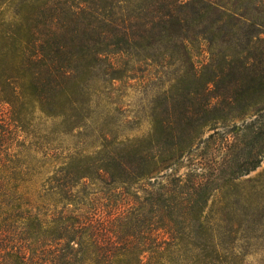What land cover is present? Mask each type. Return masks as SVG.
Listing matches in <instances>:
<instances>
[{"label": "trees", "instance_id": "trees-1", "mask_svg": "<svg viewBox=\"0 0 264 264\" xmlns=\"http://www.w3.org/2000/svg\"><path fill=\"white\" fill-rule=\"evenodd\" d=\"M189 46L208 61L197 67ZM114 55L175 68L149 133L39 160L28 171L53 210L24 208L11 180L27 171L6 150L37 113L78 117ZM5 106L0 264H264V241L240 235L229 198L264 161V0H0Z\"/></svg>", "mask_w": 264, "mask_h": 264}, {"label": "rangeland", "instance_id": "rangeland-1", "mask_svg": "<svg viewBox=\"0 0 264 264\" xmlns=\"http://www.w3.org/2000/svg\"><path fill=\"white\" fill-rule=\"evenodd\" d=\"M189 52L197 67L208 61L207 52L200 50L199 46H189ZM109 61L110 65L122 71L124 77L110 80L107 71L109 64L95 70L85 89L88 104L78 117L49 119L37 113L32 123H27L26 127L17 133L15 142L6 150V154L11 159H16L19 166L27 171L19 175L16 181L11 180L24 208L39 211L41 215H50L53 210L51 206L39 200L38 192L41 186L28 171L35 167L39 160L51 159L53 156L63 160L79 153L90 154L99 150L105 139L142 137L149 133L150 107L162 90H169L174 86L175 68L173 65L161 68L158 64L153 66L154 63L144 66L125 55H114ZM0 110L6 113L7 119L9 108L5 106ZM234 123L240 124L241 120L237 119ZM59 169L58 163L50 169L46 179H52ZM9 172L11 170L6 169V174L9 175ZM48 184L49 181L46 183L47 187ZM230 195L229 198L235 203L234 213H230V216L239 219L243 225L240 235L253 237L251 243L255 242L256 238L263 243L264 161L258 169L241 178ZM220 200V196L214 198L216 203ZM259 247L256 245L250 249L254 251Z\"/></svg>", "mask_w": 264, "mask_h": 264}]
</instances>
